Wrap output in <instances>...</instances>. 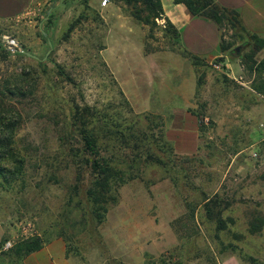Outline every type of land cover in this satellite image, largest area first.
I'll use <instances>...</instances> for the list:
<instances>
[{
    "label": "rangeland",
    "instance_id": "rangeland-1",
    "mask_svg": "<svg viewBox=\"0 0 264 264\" xmlns=\"http://www.w3.org/2000/svg\"><path fill=\"white\" fill-rule=\"evenodd\" d=\"M52 1L44 14L52 7L63 17L59 30L51 27L53 51L6 54L0 40V90L25 81L23 93L3 98L15 109L13 148L23 160L3 164L0 264L16 259L10 251L17 244L58 235L76 264H264V37L242 47L220 21L224 44L240 56L231 57L234 71L215 69L184 54L164 11L146 22L136 18L149 16L141 2ZM132 52L142 65L120 68L121 86L107 62L136 59ZM180 65L194 69V83L184 81L178 98L156 105L155 77ZM75 107L99 112L87 129L120 171L113 200L86 195L95 177L64 125ZM112 131L123 132L126 144ZM191 132L195 147L176 149L173 139ZM217 196L222 229L204 210Z\"/></svg>",
    "mask_w": 264,
    "mask_h": 264
},
{
    "label": "crops",
    "instance_id": "crops-1",
    "mask_svg": "<svg viewBox=\"0 0 264 264\" xmlns=\"http://www.w3.org/2000/svg\"><path fill=\"white\" fill-rule=\"evenodd\" d=\"M160 1L164 11V18L168 19L177 30L179 45L185 55L191 59L199 58L208 64L213 60H218L224 64V67L234 71L235 60L222 52V31L213 19L201 14H192L183 3L175 2L174 0ZM214 1L221 7L235 10L243 27L249 33L264 37V0ZM50 2L52 3L53 1L0 0V33H7L15 37L25 51H53L56 48V40L51 38L52 30L51 28H48L47 32L44 30L47 25L48 15L53 14L50 18L56 30H59L63 17L56 19L53 12L54 8L52 7L48 9L47 16L44 14L46 4L48 5ZM44 37H47V41ZM138 54V52H132L133 56H137L136 59L125 60L120 56H116L107 62L121 86H124L123 79L116 72L120 68L130 69V71L134 70V66L141 68L142 63ZM148 58L152 63L157 60ZM156 64L158 63L156 62ZM144 66L146 67V63L143 64ZM161 70L160 75L158 74L159 77H155L157 87L154 92V103L159 106L167 103L171 104L175 98H178L184 88V81L194 83L195 80L194 69L189 72L182 65L178 67L175 73H169L165 69ZM145 72L148 74L146 69ZM153 79L151 78V82ZM182 116L188 123L193 120L186 110L182 113ZM260 125L264 127V121ZM178 136L173 139L176 149L190 151L195 147L194 132L190 134L181 133ZM259 136L262 135L259 134ZM41 239L42 243L38 249L25 253L19 259L13 256L16 259L11 264H76L75 256L69 252L66 247V241L62 236L42 237Z\"/></svg>",
    "mask_w": 264,
    "mask_h": 264
},
{
    "label": "trees",
    "instance_id": "trees-1",
    "mask_svg": "<svg viewBox=\"0 0 264 264\" xmlns=\"http://www.w3.org/2000/svg\"><path fill=\"white\" fill-rule=\"evenodd\" d=\"M129 4L141 2L144 5V8L149 12V16L146 19H142L141 16H136V18L149 22L151 17H159L163 14V9L160 0H125ZM175 2L183 3L192 14H201L213 19L220 27V21L224 22L226 25L232 29L233 33L244 45L249 44L250 40H256L257 35L249 33L242 25L238 13L235 10L221 7L215 3L214 0H174ZM140 11V10H138ZM47 16V12L45 14ZM53 14L48 15V21L45 32L48 31V28L53 27V21L50 18ZM75 22H71L66 31L63 33L62 39L66 40L70 35L72 30L75 27ZM168 28L173 34L178 38V33L175 27L166 20ZM47 41V37H44ZM221 50L228 57H239L240 54L237 53L236 49H230L229 45H225L222 39ZM6 54H11L10 51H4ZM23 49L22 52H17L15 54L28 56ZM195 60H200L195 58ZM20 82V83H19ZM22 83V84H21ZM20 84L23 86L25 81L23 79L17 78L14 82H6L4 88L0 90V178L4 181H8L7 169L3 166L4 163H16L17 167L22 165V156L19 151H16L13 148V133L16 126V120L12 119V113L15 112L13 107H7L3 104V98L6 94L14 95L15 91H20V94L23 93L21 90L22 87L18 86ZM98 111L93 110L91 107H85L84 110H79L78 107L74 108V112L71 114L70 118L64 121L65 128L68 129V133L71 136V140L75 141L74 143H80L81 145V154H76L79 158V161H82V158L85 162L89 163L91 167V172L94 174V182L88 184L86 188V195L95 203H103L108 199L113 200L114 196L109 195L112 190L120 184L113 177L116 175V179L119 177V172L114 168V164L111 165L112 156L105 157L104 154L100 153V148L97 146L96 137L88 131V124L98 115ZM121 139L122 143L126 144V139L124 133L121 131H112V134ZM147 151V150H146ZM139 154V152H138ZM148 158L151 159V154L147 152ZM123 161H126L124 159ZM127 162V161H126ZM131 174L136 176L134 167L130 165ZM135 172V173H134ZM83 176V175H82ZM82 176L79 177V181L82 180ZM85 177V176H84ZM204 210L206 212V217L211 219L216 223L217 229H222L225 227V222L222 219L223 207L221 206L220 198L214 197L212 200L207 198V201L204 203ZM96 210V209H95ZM97 216H100V213H96ZM253 230V229H252ZM255 231V230H253ZM42 243L41 238L28 240L17 244L14 248L11 249L10 254L16 256L19 259L22 255L27 252L34 251L40 247Z\"/></svg>",
    "mask_w": 264,
    "mask_h": 264
},
{
    "label": "built area",
    "instance_id": "built-area-1",
    "mask_svg": "<svg viewBox=\"0 0 264 264\" xmlns=\"http://www.w3.org/2000/svg\"><path fill=\"white\" fill-rule=\"evenodd\" d=\"M107 2H108V0H102L101 1V5L105 6L107 4ZM0 40H1L2 44H3V46L5 47V49L7 51H10V53H12V54H15L17 52H22L23 51V48L20 46L19 41L15 37H13V36H11L9 34L2 33L0 35ZM210 64L215 69H221L224 66L223 63L218 61V60H213V61H211ZM9 246H10V242H7V243H5V247L4 248H7Z\"/></svg>",
    "mask_w": 264,
    "mask_h": 264
},
{
    "label": "water",
    "instance_id": "water-1",
    "mask_svg": "<svg viewBox=\"0 0 264 264\" xmlns=\"http://www.w3.org/2000/svg\"><path fill=\"white\" fill-rule=\"evenodd\" d=\"M236 51H238V48H236ZM25 53H26V55H28V56H31V57L37 58L34 54H32V53H30V52H28V51H26Z\"/></svg>",
    "mask_w": 264,
    "mask_h": 264
}]
</instances>
